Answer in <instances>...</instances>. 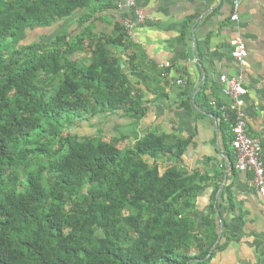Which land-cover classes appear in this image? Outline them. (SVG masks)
<instances>
[{
    "label": "trees",
    "instance_id": "trees-1",
    "mask_svg": "<svg viewBox=\"0 0 264 264\" xmlns=\"http://www.w3.org/2000/svg\"><path fill=\"white\" fill-rule=\"evenodd\" d=\"M118 2L0 0V264H205L231 242L220 238L219 207L200 226L190 216L198 176L151 162L180 155L171 137L153 134L122 152L71 131L100 111L139 120L148 107L103 42L83 33L38 44L32 35ZM128 39L118 27L107 43L130 49ZM78 52L90 62L73 60ZM229 202L234 209L231 193Z\"/></svg>",
    "mask_w": 264,
    "mask_h": 264
},
{
    "label": "crops",
    "instance_id": "crops-1",
    "mask_svg": "<svg viewBox=\"0 0 264 264\" xmlns=\"http://www.w3.org/2000/svg\"><path fill=\"white\" fill-rule=\"evenodd\" d=\"M235 1L240 3L239 23L231 20ZM121 2L117 9L97 14L91 8L78 11L38 29L31 42L47 44L60 35L76 38L86 33L87 43L106 44L121 60L133 94L142 96L148 110L139 120L123 110L100 111L81 121L88 124L84 129L100 130V137L127 149L153 134L171 137L180 155L151 162L162 171L176 167L185 175L198 176L203 188L190 216L200 226L210 208L219 207L220 238L231 239L205 264H264V196L255 189L252 173L236 170L232 135L211 107L212 101H227L220 90L215 91L222 86L220 76L240 72L231 42L241 33L248 47L243 97L248 134L264 147V0H136L148 23L132 31L130 49L107 43L118 27L133 18L119 10ZM72 59L88 64L91 54L78 52ZM164 64L171 65L167 77L161 76Z\"/></svg>",
    "mask_w": 264,
    "mask_h": 264
},
{
    "label": "built area",
    "instance_id": "built-area-1",
    "mask_svg": "<svg viewBox=\"0 0 264 264\" xmlns=\"http://www.w3.org/2000/svg\"><path fill=\"white\" fill-rule=\"evenodd\" d=\"M119 10L128 11L133 16L124 22V29L128 36L138 27L148 23V17L136 0H122ZM232 22H240V3L234 2ZM233 47L232 57L238 63L239 74L229 76L223 74L220 76L222 84L221 95L227 101L221 103L219 100L212 101L211 107L221 113V120L229 126L233 136L232 147L236 156V169L242 173H252L255 189L264 196V147L262 141L258 138L251 137L248 134V120L245 109L244 81L248 63V47L246 40L239 33L231 42ZM170 64L161 65L163 77L168 76ZM179 85L186 86L184 80H178Z\"/></svg>",
    "mask_w": 264,
    "mask_h": 264
},
{
    "label": "rangeland",
    "instance_id": "rangeland-1",
    "mask_svg": "<svg viewBox=\"0 0 264 264\" xmlns=\"http://www.w3.org/2000/svg\"><path fill=\"white\" fill-rule=\"evenodd\" d=\"M77 126L74 127L71 131L76 136H80L81 141H89V142H94V143L104 141V142H108V143H112V144L116 145L117 147H119L122 150V152H126L128 150L126 147L119 145L114 140H109V139H106L104 137H100V130H95L93 133L86 131L84 128H88L87 122H80L77 124ZM57 158H59V157H57Z\"/></svg>",
    "mask_w": 264,
    "mask_h": 264
},
{
    "label": "water",
    "instance_id": "water-1",
    "mask_svg": "<svg viewBox=\"0 0 264 264\" xmlns=\"http://www.w3.org/2000/svg\"><path fill=\"white\" fill-rule=\"evenodd\" d=\"M221 236V235H220Z\"/></svg>",
    "mask_w": 264,
    "mask_h": 264
}]
</instances>
